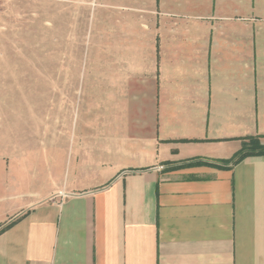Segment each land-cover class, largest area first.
Segmentation results:
<instances>
[{
    "label": "crops",
    "instance_id": "obj_1",
    "mask_svg": "<svg viewBox=\"0 0 264 264\" xmlns=\"http://www.w3.org/2000/svg\"><path fill=\"white\" fill-rule=\"evenodd\" d=\"M76 1L66 179L0 183V264H264V155L188 164L264 144V0Z\"/></svg>",
    "mask_w": 264,
    "mask_h": 264
},
{
    "label": "rangeland",
    "instance_id": "obj_2",
    "mask_svg": "<svg viewBox=\"0 0 264 264\" xmlns=\"http://www.w3.org/2000/svg\"><path fill=\"white\" fill-rule=\"evenodd\" d=\"M61 30L91 36V6L76 0H0V183L15 193L66 179L61 140ZM4 167V171L2 170ZM35 182V185L34 183Z\"/></svg>",
    "mask_w": 264,
    "mask_h": 264
},
{
    "label": "trees",
    "instance_id": "obj_3",
    "mask_svg": "<svg viewBox=\"0 0 264 264\" xmlns=\"http://www.w3.org/2000/svg\"><path fill=\"white\" fill-rule=\"evenodd\" d=\"M259 136H246L242 139L241 148L229 159L221 160L219 163H209L201 160H194L189 162L188 164H213L216 166H230L233 165L245 157L254 156V155H264V144H262L259 140ZM12 222L7 223L3 226H0V232L9 227Z\"/></svg>",
    "mask_w": 264,
    "mask_h": 264
},
{
    "label": "built area",
    "instance_id": "obj_4",
    "mask_svg": "<svg viewBox=\"0 0 264 264\" xmlns=\"http://www.w3.org/2000/svg\"><path fill=\"white\" fill-rule=\"evenodd\" d=\"M59 194H62V192H60Z\"/></svg>",
    "mask_w": 264,
    "mask_h": 264
}]
</instances>
